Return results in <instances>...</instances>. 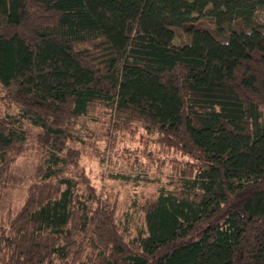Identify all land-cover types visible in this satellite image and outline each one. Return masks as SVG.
<instances>
[{"label":"trees","instance_id":"trees-1","mask_svg":"<svg viewBox=\"0 0 264 264\" xmlns=\"http://www.w3.org/2000/svg\"><path fill=\"white\" fill-rule=\"evenodd\" d=\"M259 9L264 0H0V264H264ZM102 115L113 152L122 132L137 140L123 177L156 187L123 216L71 144L77 117ZM26 123L34 158L21 176Z\"/></svg>","mask_w":264,"mask_h":264},{"label":"rangeland","instance_id":"rangeland-1","mask_svg":"<svg viewBox=\"0 0 264 264\" xmlns=\"http://www.w3.org/2000/svg\"><path fill=\"white\" fill-rule=\"evenodd\" d=\"M259 19L264 17V9H259L257 12ZM176 38L174 42L176 43ZM80 128L81 138L77 141H72L71 144L79 146L81 149L80 164L86 169L91 176L93 182L102 189L103 192L109 194H117L119 196L120 209L119 214L123 216L130 211L132 200L139 197L141 192H150L156 189L155 183L149 185L134 184L131 178H125V174H134L133 169L127 164L125 158L122 157L128 147L134 148L137 145V140L131 139L130 135L122 132L119 138L116 139L113 152V147L110 142L102 138L100 134L110 132V119L107 115L100 116V119H91L89 116H79L76 118ZM26 128L29 129L28 149L26 154L18 160V174L26 175L28 168L31 166L34 152L31 147L33 133L35 128L26 123ZM120 155L118 158L117 156ZM168 169L162 171V177L166 175ZM153 176L152 173H150ZM24 183H18V186L12 190L10 197L14 198L16 204H19L24 196ZM131 213V212H129ZM129 222L135 228L139 223V216L131 213ZM132 216V217H131ZM137 221V222H136Z\"/></svg>","mask_w":264,"mask_h":264}]
</instances>
